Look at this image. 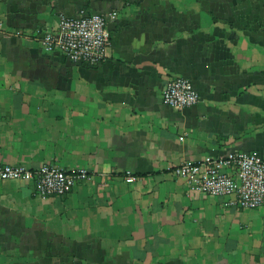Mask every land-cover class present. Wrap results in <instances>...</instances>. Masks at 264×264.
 Masks as SVG:
<instances>
[{"label":"crops","instance_id":"crops-1","mask_svg":"<svg viewBox=\"0 0 264 264\" xmlns=\"http://www.w3.org/2000/svg\"><path fill=\"white\" fill-rule=\"evenodd\" d=\"M82 10L116 14L94 68L39 42ZM175 77L195 106L162 103ZM231 152L264 158V0H0V163L89 177L46 199L0 182V264H264V204L173 174Z\"/></svg>","mask_w":264,"mask_h":264},{"label":"built area","instance_id":"built-area-1","mask_svg":"<svg viewBox=\"0 0 264 264\" xmlns=\"http://www.w3.org/2000/svg\"><path fill=\"white\" fill-rule=\"evenodd\" d=\"M108 19L115 20L116 14L106 16L82 10L75 18L60 15L55 30L42 32L40 45L45 52H60L69 62L97 67L105 60L111 41ZM161 98L166 107L173 109L190 108L199 102L193 84L182 77L168 79ZM173 174L185 180L190 192L230 197L228 204L240 210L264 204V158L256 153L231 152L224 157L185 161L173 169ZM127 176V183L134 181L129 173ZM88 178L85 170L67 172L55 164L32 170L0 163V182L29 183L39 199L66 196L77 183Z\"/></svg>","mask_w":264,"mask_h":264}]
</instances>
